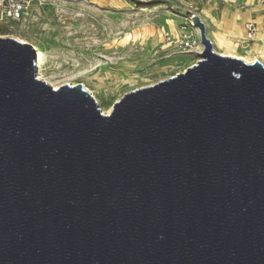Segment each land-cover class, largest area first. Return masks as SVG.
Segmentation results:
<instances>
[{
  "label": "water",
  "instance_id": "95a60500",
  "mask_svg": "<svg viewBox=\"0 0 264 264\" xmlns=\"http://www.w3.org/2000/svg\"><path fill=\"white\" fill-rule=\"evenodd\" d=\"M192 19L196 62L109 112L0 36V264H264V60Z\"/></svg>",
  "mask_w": 264,
  "mask_h": 264
},
{
  "label": "rangeland",
  "instance_id": "374dc122",
  "mask_svg": "<svg viewBox=\"0 0 264 264\" xmlns=\"http://www.w3.org/2000/svg\"><path fill=\"white\" fill-rule=\"evenodd\" d=\"M178 7L179 0H45L30 17L0 24V36L22 35L57 85L82 82L109 112L124 93L197 60L164 42L167 30L174 40L180 35L185 19Z\"/></svg>",
  "mask_w": 264,
  "mask_h": 264
},
{
  "label": "crops",
  "instance_id": "0c3cea01",
  "mask_svg": "<svg viewBox=\"0 0 264 264\" xmlns=\"http://www.w3.org/2000/svg\"><path fill=\"white\" fill-rule=\"evenodd\" d=\"M198 14L205 25L206 35L212 41V45L214 42L216 52L226 54L224 53L226 46L217 43L219 38H222L225 43L233 45L240 56L247 55L254 59L264 53V46H262L264 44V1L205 0ZM247 20H253L258 28L256 37L250 41H245L244 23ZM166 45L174 49L172 44L166 43Z\"/></svg>",
  "mask_w": 264,
  "mask_h": 264
},
{
  "label": "built area",
  "instance_id": "2783aa9c",
  "mask_svg": "<svg viewBox=\"0 0 264 264\" xmlns=\"http://www.w3.org/2000/svg\"><path fill=\"white\" fill-rule=\"evenodd\" d=\"M44 2L45 0H0V24H3L6 20L18 22L24 20L30 17L33 14V10ZM204 2L205 0H180L181 8L178 7L179 9H176L175 13L182 15L185 22L180 25L181 32L179 37L174 40L172 30H167L163 33L164 42L172 44L177 52L197 55L204 49L201 37L200 41L197 39V35H200V30L192 19L194 16L199 17L198 11ZM244 25L246 28L245 41L253 40L258 33L256 23L253 20H247Z\"/></svg>",
  "mask_w": 264,
  "mask_h": 264
},
{
  "label": "bare ground",
  "instance_id": "6f19581e",
  "mask_svg": "<svg viewBox=\"0 0 264 264\" xmlns=\"http://www.w3.org/2000/svg\"><path fill=\"white\" fill-rule=\"evenodd\" d=\"M1 33V32H0ZM219 36V35H218ZM15 40H17L18 42H26V39L22 36V35H19L18 33H14V35L12 36ZM264 37V36H263ZM263 41V40H262ZM264 42V41H263ZM262 42V43H263ZM218 44L222 45V46H226V49L224 50V53L228 54V55H232V56H238L239 54L235 51V49L233 48V45H229L227 43H225V41L222 39V38H219ZM262 46H264V44H262ZM261 46V47H262ZM231 48V49H230ZM39 52H38V55L36 56L37 59H36V64H37V67H38V77L41 78V79H44L46 81H48L49 83H52L53 86H57V80H53V78L51 77L50 74H48L45 69L42 67V62H41V57L39 56ZM238 57L246 60V61H252L253 59L252 58H249L247 55H239ZM257 57H259L260 59L264 60V53L258 55ZM59 83V82H58ZM65 83H68L67 81H64L63 83L61 84H65Z\"/></svg>",
  "mask_w": 264,
  "mask_h": 264
}]
</instances>
